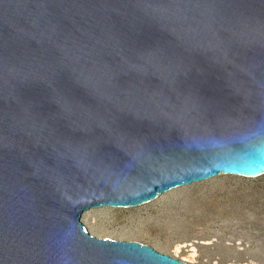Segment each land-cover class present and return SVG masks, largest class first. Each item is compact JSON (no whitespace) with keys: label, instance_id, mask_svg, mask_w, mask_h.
<instances>
[{"label":"water","instance_id":"1","mask_svg":"<svg viewBox=\"0 0 264 264\" xmlns=\"http://www.w3.org/2000/svg\"><path fill=\"white\" fill-rule=\"evenodd\" d=\"M264 174V0H0V264H188L83 213Z\"/></svg>","mask_w":264,"mask_h":264},{"label":"rangeland","instance_id":"2","mask_svg":"<svg viewBox=\"0 0 264 264\" xmlns=\"http://www.w3.org/2000/svg\"><path fill=\"white\" fill-rule=\"evenodd\" d=\"M98 237L137 240L188 264H264V174L219 173L133 206L86 210Z\"/></svg>","mask_w":264,"mask_h":264},{"label":"bare ground","instance_id":"3","mask_svg":"<svg viewBox=\"0 0 264 264\" xmlns=\"http://www.w3.org/2000/svg\"><path fill=\"white\" fill-rule=\"evenodd\" d=\"M221 173H226V172H221ZM235 174V173H234Z\"/></svg>","mask_w":264,"mask_h":264}]
</instances>
